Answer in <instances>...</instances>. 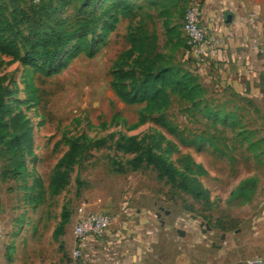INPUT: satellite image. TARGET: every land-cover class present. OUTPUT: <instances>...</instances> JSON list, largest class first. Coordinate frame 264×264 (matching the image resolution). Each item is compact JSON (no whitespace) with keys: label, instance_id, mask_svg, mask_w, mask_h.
<instances>
[{"label":"rangeland","instance_id":"1","mask_svg":"<svg viewBox=\"0 0 264 264\" xmlns=\"http://www.w3.org/2000/svg\"><path fill=\"white\" fill-rule=\"evenodd\" d=\"M57 1L60 7L57 18L75 26L76 21L78 24L82 23L77 18L85 17L88 11L82 7V0H54V3ZM94 4L99 13L108 4V0H97ZM29 7L28 0H0V22L4 26L11 24L13 27V31L4 35L13 41L19 50L16 59L0 53V93L13 112L18 113L21 121L25 123V130L17 131V134L26 136L28 132L30 135L28 146L22 145L21 148L23 166L15 168L6 159H0V179L6 182L10 189L7 190L8 193L14 189L18 192L11 198L10 205H13L10 209L14 211L18 207L16 204L20 205L17 215L13 212L4 219L1 217L2 245L8 247V258L15 247H21L22 254L18 260L20 264H58L62 261L58 254V237L54 238L52 233L60 222L62 209L73 213L78 205L83 204L81 192L88 188V182L115 175L114 170L118 168L111 165V159L124 162L132 157V154L117 151L118 142L127 136L135 135L146 146L152 144L159 133L164 135L163 148L177 141L176 137L152 120L138 124L139 114L144 111V103H125L114 92L116 71L130 65L138 53L135 50L132 56L126 54L125 50L130 46L128 28H141L143 24L150 32H158L156 45L151 53L155 50L160 52L159 61L187 68L189 62L183 55L189 50L184 46L181 30L178 29V18H181V14H172L169 20L172 31L170 34L161 35L162 27L160 20H157L156 11L152 6L146 5L141 9L135 8L133 16L120 13L113 21L103 18L104 21L99 24L101 29L97 30L94 37L86 34L78 39L74 38L69 43L68 50L80 46L84 51L76 52L72 49L68 54L64 52L63 56L67 60L56 62L53 68H59L58 72L49 74L41 61L23 57L24 52L29 49L33 35L32 27L26 21V15L31 13ZM16 31L19 35H14ZM93 40H96V43H92ZM96 46L98 50L93 53ZM208 103L218 106L212 100H208ZM203 104L198 108H186L176 100L164 111V115L170 126L175 125L177 132L186 139L192 138L193 134L216 135L218 149L222 150L226 157L224 165L213 162L216 171L227 178L221 182V189L224 185L231 184L229 179L232 182L237 171L248 173L261 168V165L251 156L248 157L243 150L244 141L239 134L244 126L252 123V118L250 113L236 111L242 105L239 103L238 108L235 105L229 107L231 109L225 108L236 116L228 118L225 122L222 119L216 121L200 113V110L204 109ZM157 114L152 116L157 117ZM74 139H79L84 149L70 174L69 185L54 196L46 192L39 194L40 189L35 188L34 193H31L37 199L32 202L33 206L28 207L23 199L28 194L27 187L37 177L45 181L49 179L55 163ZM96 139H102L104 144L98 147L86 145ZM167 152L165 156L173 161L184 154H190L194 160L202 162L210 161L213 159L212 154L217 153L216 149H211L208 145L198 149L181 144L172 153ZM2 170H6V179L1 178ZM135 175L142 177L140 171ZM142 175L146 185L166 193V206L179 211L190 203V199L182 193L157 182L155 172L149 167L144 169ZM34 186H37L36 182ZM221 201L222 198L217 196L211 201V205L198 202L193 206V213L213 222V219L220 216ZM24 212L28 213L24 215Z\"/></svg>","mask_w":264,"mask_h":264},{"label":"crops","instance_id":"2","mask_svg":"<svg viewBox=\"0 0 264 264\" xmlns=\"http://www.w3.org/2000/svg\"><path fill=\"white\" fill-rule=\"evenodd\" d=\"M174 2L179 7L184 4V0ZM201 14L209 37L218 43L204 58H197L186 50L183 57L189 62L187 68L198 74L207 96L215 104H224L225 108L231 109L241 103L242 107H237L236 111L250 113L252 123L243 128L248 135L243 150L261 168L248 173L237 171L232 182L229 179L231 184L220 189L221 182L227 178L216 171L213 162L224 165L226 157L216 153L210 161L202 162L188 154L205 170L196 177L207 190L210 205L215 197L222 198L220 216L213 222L193 213V206L198 202L191 195L158 180L151 167L157 182L190 199L185 209L178 211L165 205L166 193L158 192L144 182L145 168L115 172L111 178L88 182V188L81 192L83 205L113 216V221L101 235L89 237L81 256L73 258L74 212H70L69 220L57 238L58 254L62 258L58 264H246L254 258H260L264 264V58L258 50L264 49V0H201ZM157 20L161 23V35H165L164 18ZM181 21L182 18H178L180 26ZM175 139L177 148L180 144L198 149L207 145L213 148L207 143L183 144ZM249 141L255 143L254 149L247 147ZM138 171L141 178L135 175ZM41 179L47 191L49 179ZM245 179L251 180V191L245 197L232 196L231 192ZM29 187L31 184L23 199L31 207ZM7 190L10 189L6 182L0 179L3 219L9 213L17 215L20 212L18 204L14 211L10 209L11 198L17 191L8 193ZM201 222L211 229H205ZM7 250L8 247L2 245L0 264H20L21 247H15L10 258L6 257Z\"/></svg>","mask_w":264,"mask_h":264},{"label":"trees","instance_id":"3","mask_svg":"<svg viewBox=\"0 0 264 264\" xmlns=\"http://www.w3.org/2000/svg\"><path fill=\"white\" fill-rule=\"evenodd\" d=\"M96 1L82 0V7L87 8L88 11H86L85 17L77 18L82 23L78 24L76 21V26L65 23L64 19L57 18L60 11L58 1L54 3V0H40L37 4L29 1L31 13L26 15V21L30 23L33 35H31L29 49L24 52L23 57L41 61L44 69H47L49 74L58 72L59 68H53L56 62L59 60L65 62L67 58L63 56V53H69L70 50L74 49L71 47L68 50L69 43L74 38L78 39L81 35L90 34L94 37L97 30L101 29L99 24L105 19L113 21L120 13L126 16H133L135 8L141 9L143 6L147 5L149 7L150 5L155 9L157 17L164 18L163 25L167 29L166 34H170L172 31L169 26L170 17L172 14L179 12L181 14L180 17L183 19L189 2V0H184V4L179 7L174 0H108V4L105 5L102 12L97 13V6L94 4ZM110 29H112L111 26ZM8 31H13L11 24L4 26L0 22V53L16 59L19 56V50L15 43L4 35ZM14 35H19V32L16 31ZM127 36L129 37L130 46L125 50L126 54L132 56L135 50L138 53L132 59L130 65L126 66V68L121 67L116 71L113 88L116 96L125 103H144V111L139 114L137 123L142 124L152 120L165 128L169 134H172L183 144L207 143L216 149L219 156H225L223 151L218 149V145L215 142V134H193L192 138L186 139L181 136L180 132H177L175 125L170 126L164 111L173 101L177 100L183 103L186 108H198L204 103V109L200 110V113H203L206 118H213L216 121L222 119L225 122L228 118L236 116V114L225 110L224 104H216L218 106L208 105V100L213 101V99L207 96L206 89L202 86L195 71L159 61L161 53L157 50L151 53L157 40L155 32H150L141 24V28H132L130 26ZM182 42L187 47L183 38ZM92 43H96V40H93ZM83 49L77 46L74 50L80 52L84 51ZM97 50L98 46L95 47L93 53ZM153 114L158 116H152ZM20 130H25V123L21 121L18 113L13 112L12 108L3 99L2 93H0V159H6L15 168L23 166L21 148L22 145L28 146L30 141L28 132H26V136L17 134V131ZM246 132L243 129L239 134L243 137V141L247 142L248 135H246ZM163 138L164 135L159 133L158 138L152 144L146 146L135 135L127 136L119 141L116 146L117 151L123 154H132V157L127 158L124 162L111 159V165H116L118 168L114 171L116 173H125L128 170L151 167L156 171L158 180L164 181L173 189H178L191 195L197 202L210 205L208 192L202 187L196 177V175L204 174L205 170L203 167L200 164H196L188 154L180 156L175 162L166 157L167 151L172 153L177 147L173 144L163 148ZM103 144L102 139H96L86 145L88 147H98ZM254 144L249 141L247 147L254 149ZM83 149L84 146L79 143V139H74L70 142L68 148L57 160L51 171L47 191L42 184V179L37 177L33 180L31 187H29L30 192L33 193L34 189L38 188L40 189L39 194L46 192L48 195L54 196L64 191L69 185L70 174L75 165H77ZM5 171H1L2 179H6ZM35 182L37 186H34ZM249 184H251L250 179L241 181L234 191L231 192V195L245 197L251 191V185ZM36 199L34 196L31 197L32 201ZM69 216L70 212L63 208L60 222L52 233L54 238L62 234Z\"/></svg>","mask_w":264,"mask_h":264},{"label":"built area","instance_id":"4","mask_svg":"<svg viewBox=\"0 0 264 264\" xmlns=\"http://www.w3.org/2000/svg\"><path fill=\"white\" fill-rule=\"evenodd\" d=\"M37 4L40 0H29ZM181 36L189 50L197 58L208 56L213 47L218 43L209 37L205 26L202 24L201 0H189L183 19L181 21ZM264 58V49L258 48ZM113 216L102 212L92 211L83 204L74 211L72 233L75 247L71 252L73 258L81 256L88 245V238L101 235L112 223ZM3 222L0 216V255L2 251ZM246 264H262L260 258L248 260Z\"/></svg>","mask_w":264,"mask_h":264},{"label":"water","instance_id":"5","mask_svg":"<svg viewBox=\"0 0 264 264\" xmlns=\"http://www.w3.org/2000/svg\"><path fill=\"white\" fill-rule=\"evenodd\" d=\"M165 213H167V211H165ZM158 217H160V214H157ZM205 226V229H211L210 226L208 224H205L204 222H201V226ZM178 233L182 234V231H178Z\"/></svg>","mask_w":264,"mask_h":264}]
</instances>
